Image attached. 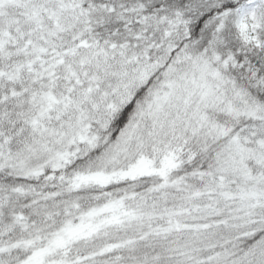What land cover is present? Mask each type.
Listing matches in <instances>:
<instances>
[{
    "label": "snow or ice",
    "instance_id": "6c2138e0",
    "mask_svg": "<svg viewBox=\"0 0 264 264\" xmlns=\"http://www.w3.org/2000/svg\"><path fill=\"white\" fill-rule=\"evenodd\" d=\"M0 264H264V0H0Z\"/></svg>",
    "mask_w": 264,
    "mask_h": 264
}]
</instances>
